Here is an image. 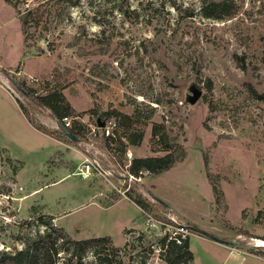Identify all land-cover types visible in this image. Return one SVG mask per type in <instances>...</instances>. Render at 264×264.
<instances>
[{
  "label": "rangeland",
  "instance_id": "374dc122",
  "mask_svg": "<svg viewBox=\"0 0 264 264\" xmlns=\"http://www.w3.org/2000/svg\"><path fill=\"white\" fill-rule=\"evenodd\" d=\"M209 1L0 0V252L36 241L53 216L71 240L110 238L84 264H168V242L185 237L195 264H264V0H225L222 18L201 14ZM15 82L58 87L80 112L72 122L114 119L115 137L84 129L73 143ZM126 149L173 163L131 177ZM188 225L247 253L226 256Z\"/></svg>",
  "mask_w": 264,
  "mask_h": 264
},
{
  "label": "trees",
  "instance_id": "16d2710c",
  "mask_svg": "<svg viewBox=\"0 0 264 264\" xmlns=\"http://www.w3.org/2000/svg\"><path fill=\"white\" fill-rule=\"evenodd\" d=\"M4 1L7 4L12 3L11 0ZM200 10L203 16L211 18H222L224 16L230 15L233 12L232 9L227 6L225 0H210L208 3H204L201 6ZM17 14L20 23V29L22 33H24L26 18H24V16H22L18 10ZM15 83L37 107L47 109L49 115L55 120H60L64 116L74 117L80 113L75 112L69 101L62 93L61 89H59L58 87H52L47 91L46 94L40 95L36 94V92L32 88L26 87L21 82ZM45 84L48 85L50 84V82L46 81ZM209 85L210 84H208V86ZM16 101L24 116L34 128L47 135L56 137L55 132L47 129L42 124L36 123L30 116L28 111L25 109V107L18 101V99H16ZM103 114L106 115L108 113L104 112ZM68 129L77 138V140H72L71 138L69 139L73 143H76L84 135L85 127L74 120L71 126L68 127ZM61 133L66 136L62 131ZM153 133L154 135H156L155 132ZM159 138L162 139L166 148L170 146L169 142L166 140L165 135H159ZM131 142L135 143L134 140H131ZM172 163L173 157L170 152L163 156L133 157L127 170L133 175H138L140 171H146L150 174L157 175L169 169ZM212 191L215 195H217L218 190L214 184H212ZM115 200L116 198L112 201ZM133 201L140 206L142 211H144V207L147 206V202H145V199L142 198V201H139L138 197L137 200L133 199ZM158 201L166 206V204L162 200ZM52 219H54L53 216L49 217L48 221L45 223L47 225V229L37 238L36 241L30 242L26 240L24 242L25 245L21 248H16L9 252L1 251L0 264H84L83 256L86 250L106 245V243H109L110 241V238L106 236L71 240L67 232L62 227L54 224L52 222ZM224 225L226 228L232 229V227H230L229 225ZM187 227L190 232H197L195 229V225H188ZM58 238L64 241L63 244L70 243L71 245V250L68 252V256H66L59 262L57 258H55L58 250V247L56 246V241L58 240ZM164 240L165 238L163 239V241ZM175 240H177V238L171 239L165 249V259L168 264H195L193 260V254L189 249L188 237H185L181 240L179 239L178 243H176ZM174 254L176 257L174 256Z\"/></svg>",
  "mask_w": 264,
  "mask_h": 264
},
{
  "label": "built area",
  "instance_id": "2783aa9c",
  "mask_svg": "<svg viewBox=\"0 0 264 264\" xmlns=\"http://www.w3.org/2000/svg\"><path fill=\"white\" fill-rule=\"evenodd\" d=\"M29 79H30V81H33L34 78L31 77ZM74 117H75V119L76 118L79 119V116H74ZM60 120L66 128L70 127L72 124V118L71 117L64 116ZM116 125H117V123L114 119H109V120H103V125H101V126H99L97 123H95V124L89 125V127H87L85 130H86L88 135L95 136L99 132V133H101V135L105 136L106 138L111 139V138L115 137L114 128L116 127ZM124 156H125V158L128 159V161H129L128 166H129L130 161H131L130 159L132 158L131 150L126 149L124 152ZM77 168H78V170L76 173L79 176H81V178H87V177H89V175H91V171H90L91 162L89 161V159L87 157H85V159L79 163ZM139 173H142V171H140ZM129 175L131 177H135V176L139 177V174L133 175V174L129 173Z\"/></svg>",
  "mask_w": 264,
  "mask_h": 264
},
{
  "label": "water",
  "instance_id": "95a60500",
  "mask_svg": "<svg viewBox=\"0 0 264 264\" xmlns=\"http://www.w3.org/2000/svg\"><path fill=\"white\" fill-rule=\"evenodd\" d=\"M15 84V86L21 91V92H23L21 89H20V87L16 84V83H14ZM24 93V92H23ZM56 123L58 124V126L60 127V129H61V131L66 135V136H68L69 138H71L72 140H77V138L70 132V130L68 129V128H66L64 125H63V123L61 122V120H59V119H56ZM97 124L99 125V126H101V125H103V121H97ZM195 229H196V231L197 232H199V233H201V234H204V235H206V236H209L210 238H212L213 240H215V241H218V242H220V243H225V244H232L233 243V241L232 240H224V239H221V238H219V237H217V236H215V235H213V234H211V233H209L208 231H205V230H202V229H200L199 227H195ZM264 239V238H263Z\"/></svg>",
  "mask_w": 264,
  "mask_h": 264
},
{
  "label": "crops",
  "instance_id": "0c3cea01",
  "mask_svg": "<svg viewBox=\"0 0 264 264\" xmlns=\"http://www.w3.org/2000/svg\"><path fill=\"white\" fill-rule=\"evenodd\" d=\"M5 2V1H4ZM6 3V2H5ZM23 72H25L23 70ZM26 73V72H25ZM26 118V117H25ZM41 123H43L44 125H50V123H46V121H41ZM50 136V135H49ZM53 139H56L57 142H60V143H63L60 139L56 138V137H53L51 136ZM64 144V143H63ZM56 182V181H54ZM52 182V183H54ZM51 183V184H52ZM224 245V247L227 249V252H226V256H229V257H232V258H235V260H237L238 257H243L241 253H247V252H242L240 251L239 249H236V248H233L230 244H225V243H222Z\"/></svg>",
  "mask_w": 264,
  "mask_h": 264
}]
</instances>
